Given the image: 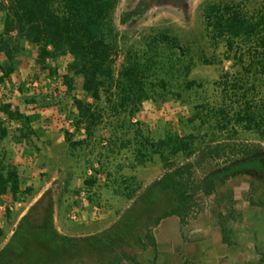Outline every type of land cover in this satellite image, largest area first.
<instances>
[{
    "label": "rangeland",
    "instance_id": "374dc122",
    "mask_svg": "<svg viewBox=\"0 0 264 264\" xmlns=\"http://www.w3.org/2000/svg\"><path fill=\"white\" fill-rule=\"evenodd\" d=\"M217 7H227L230 19L238 16L248 30L264 17V0H115L109 15L117 67L141 69L146 92L132 117L115 110L114 100L92 99L72 71V55L47 54L39 62V48L30 47L38 68L30 101L38 110L19 119L18 136L32 159L17 175L18 189L0 195V264H104L111 248L140 264H178L182 254L198 264H264V177L236 174L209 197L198 188L199 210L181 230L177 217H162L171 195L153 185L163 168L148 139L229 136L259 143L264 152V135L256 130L202 123L228 104L215 82L231 62L205 19ZM2 24L0 12V34ZM75 98L91 104V119L78 117ZM220 164L203 163L198 182ZM0 166L10 168L3 160ZM222 225L230 243L222 241ZM148 228L156 250L148 246Z\"/></svg>",
    "mask_w": 264,
    "mask_h": 264
},
{
    "label": "trees",
    "instance_id": "16d2710c",
    "mask_svg": "<svg viewBox=\"0 0 264 264\" xmlns=\"http://www.w3.org/2000/svg\"><path fill=\"white\" fill-rule=\"evenodd\" d=\"M114 2L0 0V12L3 13L0 52L7 59L1 66L0 80L11 73L13 59L25 51L27 43L39 48V62L47 54L51 57L70 54L73 57L72 71L82 76L83 89L92 99L114 100L115 110L132 117L146 99V92L138 76L141 69L134 64L117 67V37L112 34L109 15ZM226 11L227 7L213 8L205 12V19L207 27L214 29L219 34L217 37L224 40V58L231 62L227 70H221L215 82L221 89L223 101H228L227 109L210 112L203 117L202 123L205 125L212 119L213 128L219 131L233 123L264 135V17H259L248 30L241 18L235 16L230 19ZM248 44L252 47L249 46L246 52L244 46ZM165 86L161 83L160 87ZM74 104L81 120L92 118L90 103L75 98ZM0 111L10 119L23 117L12 111L10 104H1ZM188 136V142H182L180 137H170L168 141L148 139V146L158 155L163 168L153 185L173 199V204L162 217H177L180 230L199 210L198 188L205 197H209L227 178L236 174L264 177V152L259 143L229 136L198 142L191 133ZM183 153L184 159L180 160L178 157ZM209 161H221L222 164L207 172L199 183L196 171ZM18 186L16 173L13 170L4 173L0 166V195L8 189L16 191ZM248 202L255 205L252 198H248ZM227 210H233L231 203ZM226 231L222 225V241L230 243L224 236ZM146 238L148 246L156 250V240L150 228L146 231ZM105 252L112 258L104 264H120L123 259L130 264H140L134 256H117L113 248ZM178 264L198 263L193 257L182 254Z\"/></svg>",
    "mask_w": 264,
    "mask_h": 264
},
{
    "label": "crops",
    "instance_id": "0c3cea01",
    "mask_svg": "<svg viewBox=\"0 0 264 264\" xmlns=\"http://www.w3.org/2000/svg\"><path fill=\"white\" fill-rule=\"evenodd\" d=\"M32 45L30 43L25 45V51L13 59L11 73L0 80V105L10 104L11 110L17 111L25 119L34 116L38 110L30 101L33 89L38 90V81L31 78L33 75H38L35 56L30 51ZM6 62L4 53L0 52V77H2L1 66ZM33 123L34 121L30 122V124ZM21 132L20 120L10 119L0 111V161H6L10 165L9 170H13L18 176L23 173L24 168L29 169L26 165H30L32 159L29 149L24 151L27 147L24 139L18 136ZM7 171L5 170L4 173Z\"/></svg>",
    "mask_w": 264,
    "mask_h": 264
},
{
    "label": "water",
    "instance_id": "95a60500",
    "mask_svg": "<svg viewBox=\"0 0 264 264\" xmlns=\"http://www.w3.org/2000/svg\"><path fill=\"white\" fill-rule=\"evenodd\" d=\"M155 1H172L175 3L183 2L184 0H155Z\"/></svg>",
    "mask_w": 264,
    "mask_h": 264
}]
</instances>
